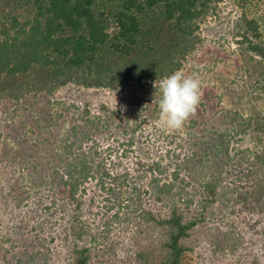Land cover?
Masks as SVG:
<instances>
[{
  "label": "trees",
  "instance_id": "16d2710c",
  "mask_svg": "<svg viewBox=\"0 0 264 264\" xmlns=\"http://www.w3.org/2000/svg\"><path fill=\"white\" fill-rule=\"evenodd\" d=\"M222 1L0 0V104L68 85H157L182 68L201 42L200 21ZM228 1L238 13V42L261 102L246 118L231 116L230 124L193 142L195 151L151 157L138 152L150 141L141 139L143 118L116 111L114 122L82 109L63 137L48 131L39 142L57 141L45 161L29 155L23 167L33 171L39 202L47 192L54 230L69 240L72 264L88 262L92 231L84 210L100 195L110 205L132 203L164 230L163 253L150 264H182L183 240L224 197L222 190L226 200L262 215L264 227V0ZM3 164L0 156V206L20 205L24 197L9 201L1 189Z\"/></svg>",
  "mask_w": 264,
  "mask_h": 264
},
{
  "label": "rangeland",
  "instance_id": "374dc122",
  "mask_svg": "<svg viewBox=\"0 0 264 264\" xmlns=\"http://www.w3.org/2000/svg\"><path fill=\"white\" fill-rule=\"evenodd\" d=\"M237 14L232 3L224 0L200 21L201 42L179 71L199 79L201 100L179 129L158 126L159 83L144 88L130 84L119 90L68 85L53 95L39 93L18 103L0 104V156L7 179L1 189L9 201L12 196L25 198L20 205L11 200L8 208L0 206V264L73 263L69 240L54 230L47 192L39 202L33 171L23 166L31 159L29 155L37 153L45 161L57 141L46 146L39 142L48 138V131L56 139L63 137L78 121L80 110L110 116L114 122L120 116L116 111L143 118L141 139L150 141L138 152L166 157L195 151L193 142L230 124L231 116L246 118L253 106L260 107L254 97L256 75L246 68V54L238 42ZM10 178L13 185L8 183ZM124 190L119 199L125 198ZM221 193L224 197L183 240L187 250L182 264H264L262 215L242 209L232 199L226 200L229 195L224 190ZM102 197L87 203L84 210L92 231L87 264H150L159 260L164 230L141 218L132 203L123 199L110 205Z\"/></svg>",
  "mask_w": 264,
  "mask_h": 264
},
{
  "label": "clouds",
  "instance_id": "9594fccd",
  "mask_svg": "<svg viewBox=\"0 0 264 264\" xmlns=\"http://www.w3.org/2000/svg\"><path fill=\"white\" fill-rule=\"evenodd\" d=\"M199 79L186 76L181 71L163 77L158 84V126L179 129L193 115L201 100ZM116 107V105H115Z\"/></svg>",
  "mask_w": 264,
  "mask_h": 264
}]
</instances>
